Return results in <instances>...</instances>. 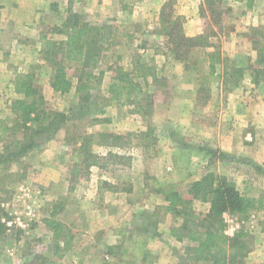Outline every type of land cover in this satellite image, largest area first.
Returning a JSON list of instances; mask_svg holds the SVG:
<instances>
[{"label":"rangeland","instance_id":"rangeland-1","mask_svg":"<svg viewBox=\"0 0 264 264\" xmlns=\"http://www.w3.org/2000/svg\"><path fill=\"white\" fill-rule=\"evenodd\" d=\"M165 1L0 0V124L10 127L0 136V218L7 225L0 235V264H142L133 262L129 253L120 258L107 253L114 246L120 248L112 250L120 253L121 245H128L121 242L122 232L125 237L146 236L151 257L145 264H183L188 241H177L169 233L182 219L175 218L172 211L160 221L150 218L154 207L165 202L166 193L174 191L188 198L190 185L212 172L225 176L240 194L264 196L263 167L245 156L226 155L214 142L219 126H227L224 110L240 112L256 104L252 100L257 96L263 100L264 62L258 63L254 52L248 54L247 43L241 44L244 59L233 61L224 54L228 50H223L224 34L235 22L247 26L257 18L251 9H239L240 22L232 9L219 28L212 26L208 17L200 18L201 33L217 31L213 41L222 56L228 58L229 65L243 69V83L227 91L219 85V78L209 75L212 47L193 49L185 62L162 54L165 48L158 20ZM200 1L172 0L173 15L181 17L184 33L186 15L198 9ZM223 5L227 6L225 0ZM72 13L92 24L109 25L114 36V43L107 45L93 71L95 75L103 72L99 90L82 96L74 89L83 74L79 64L64 62L73 87L67 93L55 92L50 86V63L40 52L42 35L63 39L55 28ZM261 31L263 27L251 31L256 41L263 39ZM136 57L141 64L156 66L154 82L151 77L145 83L138 79L153 94L151 112L132 113V105L112 102L96 113V107L108 97L107 86L115 68L132 69ZM222 67L217 65V70ZM24 74L34 76L45 109L63 113L66 120L33 134L36 146L32 150L9 156L26 136L11 108V103L22 97L15 82ZM249 75L252 79L256 75L253 85L247 81ZM131 131L138 133L135 146H93L97 156L88 167L67 142L77 133ZM12 141L15 143L9 144ZM192 207L202 215L209 204L194 201ZM259 212H250L245 218L228 214L231 221L226 229L231 234L246 231L249 248L258 242L257 236L264 249V223H260L264 217L257 215ZM46 219L63 225L58 238L45 225ZM63 240L67 244L63 245Z\"/></svg>","mask_w":264,"mask_h":264},{"label":"trees","instance_id":"trees-1","mask_svg":"<svg viewBox=\"0 0 264 264\" xmlns=\"http://www.w3.org/2000/svg\"><path fill=\"white\" fill-rule=\"evenodd\" d=\"M230 11L232 8L224 6L223 0H201L198 5L199 17L201 19L208 17L209 23L216 28L224 24L227 19L226 13ZM158 22V34L164 40L165 51L162 54L165 58L185 62L193 49L212 47L214 50L208 53L209 75H214L216 79L219 78V85L227 91L241 84L243 69L229 65L228 58L223 57L219 46L211 41V37L218 35L217 31L212 29L206 34L187 36L182 28L181 17L173 15L172 0H167L161 5ZM55 29L57 33L63 35V39L54 40L42 35L40 49L43 59L51 66L50 86L52 90L59 93H67L71 90L73 83L67 77L64 62L72 61L79 64L83 70L82 77L77 78L75 91L82 96L83 93L88 95L92 90H99L103 72L100 71L95 75L93 71L104 57V52L108 49L107 45L114 43L110 26L89 23L83 20L80 14L72 13L71 17ZM257 62H264V45L259 49ZM217 65L223 66L219 73ZM155 67L154 64H141L136 57L132 69H124L121 66L115 68L111 82L107 86L108 97L100 105L98 104L100 107H96L95 112L102 113L104 106L112 102L132 105L130 109L132 113L146 115L151 112L153 94L146 91L138 79L145 83L146 79L151 77V82H154ZM255 78L256 75L253 79ZM15 85L22 92V97L15 99L11 103V108L26 136L21 146L9 153V156H18L32 150L36 146V142L32 139L33 134L44 132L46 126H52L55 121L66 120L63 113L45 109L44 97L33 75L24 74L18 77ZM0 123H2L1 120ZM8 129L10 127L7 125L1 126L0 124V136H4L3 133ZM137 136L138 133L132 131L126 134L77 133L67 139V142L73 144V153L82 159L83 166L88 167L93 164L97 156L93 153V146L129 148L136 145L133 140ZM13 143L15 141L9 142V144ZM78 163L80 162L72 163V165L75 166ZM187 193L188 198L174 191L166 193L165 202L156 205L150 213V218H155L157 221H160L168 211H172L175 218L182 219L178 224L170 227L169 233L177 241H188L183 264H247L246 258L250 251L245 241L247 233L238 231L229 236L225 231L224 214H237L245 218L250 212L264 211L263 194L258 196L240 194L233 185L227 182L225 176L212 172L194 181ZM194 201L208 203L206 213L201 215L196 212L192 207ZM1 220L0 218V235L7 229L6 224ZM45 225L52 230L55 238H58L64 230L63 225L54 219H46ZM67 242L63 240V245ZM121 242L128 243V245H121L120 253L113 251L120 248L117 246L111 247L113 250H108L107 253L119 258L126 257L129 253L133 262L142 264L150 260L151 252L147 247V238L143 234H129L125 237V233L122 232Z\"/></svg>","mask_w":264,"mask_h":264},{"label":"crops","instance_id":"crops-1","mask_svg":"<svg viewBox=\"0 0 264 264\" xmlns=\"http://www.w3.org/2000/svg\"><path fill=\"white\" fill-rule=\"evenodd\" d=\"M225 3L235 11V15L240 22L242 20L240 17L241 14L238 12L239 9H251L252 14L257 19H255V23L252 22L247 26H241V23L235 22V27L227 35L224 34L223 50H228L229 52L224 54L233 61L235 59H244L241 44L247 43V45H249L248 54L254 52V56L256 55L255 59L259 58V50H256L254 47L255 45H259L260 47L264 45V37L260 41H256L251 35V31L257 29L258 27H263V31L261 32H263L264 35V0H262V2L261 0H253L251 4H249V0H225ZM186 16L187 20L184 26L187 29V32H185V34L187 36L200 34L202 27L198 9L193 11L191 15L188 14ZM238 24L239 26L236 29V25ZM216 37L217 36L211 37V41L214 42L213 39ZM225 39L227 40L225 41ZM179 67L180 64H177L176 68L178 69ZM220 70L221 69L219 68V71ZM219 71L217 70L218 73ZM248 77V79L246 78L247 81L252 84V77H250V75ZM242 83L243 78L241 79V84ZM195 99L196 97H194V102ZM185 101L188 102L189 99L186 98ZM252 101L253 103L256 102V104H252V106L250 104L249 108H244L240 112L235 109L224 110L222 112L223 117L227 120V126L226 128L223 124L219 126V129L217 130V133L219 132V137L215 138L214 142L217 143L219 149L226 155L248 157V160H251L254 165L263 167L264 169V104L261 106V102L264 101V97L262 100L260 96H257V98ZM253 108H255V110ZM213 137H215V134ZM263 213L264 212L260 211L257 215L264 217V215H262ZM263 221L260 223L263 224ZM226 232L229 236L235 234L229 233L227 229ZM256 239L258 242H253V244L250 245V251L247 256L248 264H264V249H262L260 244V238L256 236ZM257 255H259V257H257ZM260 259L263 260L261 261Z\"/></svg>","mask_w":264,"mask_h":264},{"label":"built area","instance_id":"built-area-1","mask_svg":"<svg viewBox=\"0 0 264 264\" xmlns=\"http://www.w3.org/2000/svg\"><path fill=\"white\" fill-rule=\"evenodd\" d=\"M224 219H225V221H226V223L227 222H229V221H231L230 219H229V217H228V214H224ZM238 224H236L234 227L235 228H238ZM230 230H234L233 228L231 229V228H229ZM226 231V230H225ZM228 231V230H227ZM227 233V232H226Z\"/></svg>","mask_w":264,"mask_h":264}]
</instances>
